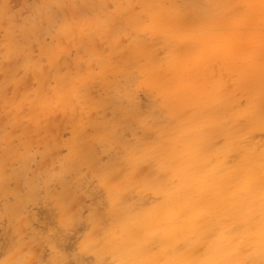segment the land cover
Masks as SVG:
<instances>
[{"label":"bare ground","instance_id":"1","mask_svg":"<svg viewBox=\"0 0 264 264\" xmlns=\"http://www.w3.org/2000/svg\"><path fill=\"white\" fill-rule=\"evenodd\" d=\"M141 1L143 9L136 13L134 0H121L115 15L125 28L149 31L156 39L137 36L118 54L137 64L141 85L162 97V106L176 123L160 126L156 138L127 151L135 171L149 160L157 166L140 179L150 203L137 211L123 205L127 185L107 179L114 199L111 228L89 237L83 249L99 259L109 256L115 264H264V0H202L192 5ZM39 19L28 16L17 24L9 16L6 28L0 24L5 31L0 42L10 55L41 39L55 16ZM72 26L68 16L64 31ZM116 42L112 37V46ZM161 47L170 48L166 58L160 56ZM42 50L55 63V52L47 44ZM27 63L39 68L31 57ZM58 85L57 96L65 106L83 96L82 78L63 76ZM238 92L248 97L246 113L252 121L247 126L238 121ZM26 99L35 116L53 104L48 91L36 100ZM96 127L107 130L102 124ZM78 144L74 142V153L86 157L90 149L86 144L76 148ZM134 175L124 174L123 181L132 184Z\"/></svg>","mask_w":264,"mask_h":264},{"label":"rangeland","instance_id":"2","mask_svg":"<svg viewBox=\"0 0 264 264\" xmlns=\"http://www.w3.org/2000/svg\"><path fill=\"white\" fill-rule=\"evenodd\" d=\"M179 1L190 5L202 2ZM121 3L0 0L4 28L9 16L17 24L28 16L39 22V17L55 16L43 37L34 42L36 46L22 45L18 54L10 55V49L0 42V264H115L109 256L99 259L83 249L89 237L101 236L111 228L114 199L107 179L127 185L121 196L123 205L137 211L151 201L150 194L141 190L140 179L157 166L149 160L135 171L127 151L153 140L160 126H172L176 120L162 106V97L141 85L143 75L137 64L123 61L118 54L137 36L148 41L155 38L149 31L137 33L121 24L115 15ZM133 5L136 13L143 9L141 0H134ZM68 16L73 26L64 31ZM79 25H91L92 29ZM4 33L0 29V38ZM112 37L117 41L115 48ZM66 40L72 45H65ZM46 44L55 52V63L42 50ZM169 50L161 47L160 56L166 58ZM30 57L39 68L28 65ZM63 76L79 77L84 83L83 96L71 100L69 106L57 96L58 79ZM44 88L53 104L35 116L26 98L36 100L42 91L47 93ZM236 98L239 124L247 126L252 121L246 113L248 97L238 92ZM98 124L107 126L106 132L96 127ZM74 142L79 143V149L87 145L86 157L74 153ZM128 173L135 174L130 185L123 181Z\"/></svg>","mask_w":264,"mask_h":264}]
</instances>
